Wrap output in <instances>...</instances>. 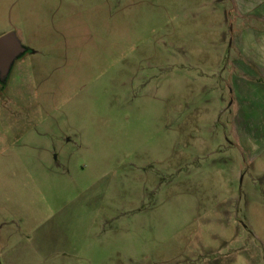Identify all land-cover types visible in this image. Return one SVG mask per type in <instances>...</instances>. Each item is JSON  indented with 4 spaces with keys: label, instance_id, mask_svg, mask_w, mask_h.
Masks as SVG:
<instances>
[{
    "label": "rangeland",
    "instance_id": "obj_1",
    "mask_svg": "<svg viewBox=\"0 0 264 264\" xmlns=\"http://www.w3.org/2000/svg\"><path fill=\"white\" fill-rule=\"evenodd\" d=\"M239 1L0 0L29 50L0 84V264H264V143H237L225 72L264 25Z\"/></svg>",
    "mask_w": 264,
    "mask_h": 264
},
{
    "label": "crops",
    "instance_id": "obj_2",
    "mask_svg": "<svg viewBox=\"0 0 264 264\" xmlns=\"http://www.w3.org/2000/svg\"><path fill=\"white\" fill-rule=\"evenodd\" d=\"M258 3L260 12L255 13L256 5L252 1L240 0L241 16L264 25V0ZM233 38L230 47L235 57L225 70L230 95L227 110L234 123L237 143L246 151L254 152L264 143V29L246 27ZM7 195L0 193V210L5 207L1 200L7 199Z\"/></svg>",
    "mask_w": 264,
    "mask_h": 264
},
{
    "label": "water",
    "instance_id": "obj_3",
    "mask_svg": "<svg viewBox=\"0 0 264 264\" xmlns=\"http://www.w3.org/2000/svg\"><path fill=\"white\" fill-rule=\"evenodd\" d=\"M28 51L14 32L0 36V84L6 82L14 62Z\"/></svg>",
    "mask_w": 264,
    "mask_h": 264
}]
</instances>
